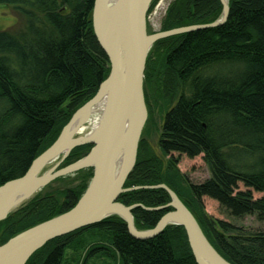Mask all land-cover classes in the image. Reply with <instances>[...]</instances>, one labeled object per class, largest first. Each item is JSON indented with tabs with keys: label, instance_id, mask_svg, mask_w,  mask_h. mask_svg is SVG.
<instances>
[{
	"label": "trees",
	"instance_id": "trees-1",
	"mask_svg": "<svg viewBox=\"0 0 264 264\" xmlns=\"http://www.w3.org/2000/svg\"><path fill=\"white\" fill-rule=\"evenodd\" d=\"M93 2L0 0L24 20L19 31L0 30V186L25 173L107 77L109 60L92 27ZM228 6L223 24L160 39L149 51L144 99L147 111L151 104L164 111L158 146L168 160L164 163L141 139L124 184L141 188L122 193L118 201L140 204L132 210L134 225L151 229L167 211L154 208L170 197L162 188L144 187L165 184L228 262L264 264V231L214 219L202 203L207 196L233 217L254 214L264 221V0H228ZM221 12L220 0H171L160 31L210 23ZM91 146L72 149L62 167ZM173 153L202 155L209 178L191 183ZM92 171L74 173L75 184L40 191L0 221V244L70 210ZM253 191L263 195L254 198ZM88 263L197 264L183 227L169 225L153 238L136 239L118 216L56 237L26 262Z\"/></svg>",
	"mask_w": 264,
	"mask_h": 264
},
{
	"label": "water",
	"instance_id": "water-1",
	"mask_svg": "<svg viewBox=\"0 0 264 264\" xmlns=\"http://www.w3.org/2000/svg\"><path fill=\"white\" fill-rule=\"evenodd\" d=\"M152 1L94 0L92 27L109 60L108 75L100 82L96 94L73 113L56 140L32 160L25 173L0 186V221L56 178L87 168H92V176L70 210L29 227L0 244V264H26L48 241L111 216L122 218L129 234L136 239L153 238L169 225L181 226L197 264H231L211 245L192 212L167 185L144 187L162 188L170 197L167 204L154 208L167 211L151 229L139 230L134 225L132 210L140 204L126 206L118 201L122 193L141 188H125L124 184L136 163L138 145L148 117L144 72L153 44L170 36L221 25L229 12L228 0H220L221 16L213 22L148 33L147 12ZM101 99H105V106L98 127L90 135L78 134L81 124L73 126L75 119L86 114ZM85 144L92 145L85 156L58 168L72 149ZM54 162L52 168L45 170Z\"/></svg>",
	"mask_w": 264,
	"mask_h": 264
},
{
	"label": "rangeland",
	"instance_id": "rangeland-1",
	"mask_svg": "<svg viewBox=\"0 0 264 264\" xmlns=\"http://www.w3.org/2000/svg\"><path fill=\"white\" fill-rule=\"evenodd\" d=\"M170 2L171 0H156L153 8L147 15L148 33L160 31L161 21ZM23 24L24 20L20 16H18V14H16V12L13 10V7L0 5V30H11L13 32L19 31L23 28ZM158 105L153 106V104H151V110L147 111L148 117L142 131L141 139H144L149 144L151 151L158 155L160 159L164 163H166L168 157L164 156L161 153L158 146L160 128L164 116V111H162L161 107H159ZM90 128V125H86L83 130L80 129L78 134L86 135L90 131ZM172 155L174 157L180 158L177 164L178 168L182 173L188 176L191 183L198 184L209 178L210 172L207 165L202 159V155H198L193 158H189L184 154L179 155L177 153H173ZM63 161L59 164L58 168L62 167ZM54 165L55 162L51 163L45 168V170L52 168ZM69 184H75L74 174L56 178L41 191L50 192ZM239 188L243 189V186L240 184ZM262 195L263 194L260 192L253 191L254 198L261 197ZM28 201H26L25 203H27ZM25 203H23L22 205H24ZM202 203L204 205L205 213L214 219L226 221L228 223L242 227L250 232L264 231V221L258 220L256 215L254 214L246 215L241 218L233 217L228 212H226L217 201L207 196L202 197ZM70 254L72 255V253L68 252V256H70ZM101 261L104 262V260ZM101 261L98 260V263H103Z\"/></svg>",
	"mask_w": 264,
	"mask_h": 264
},
{
	"label": "bare ground",
	"instance_id": "bare-ground-1",
	"mask_svg": "<svg viewBox=\"0 0 264 264\" xmlns=\"http://www.w3.org/2000/svg\"><path fill=\"white\" fill-rule=\"evenodd\" d=\"M104 106L105 99L97 101L95 104L92 105V107L86 114H84L83 116H79L75 119L73 126L81 124L80 129L83 130L86 125H90V131L86 135L92 134L99 125L101 116L103 114Z\"/></svg>",
	"mask_w": 264,
	"mask_h": 264
}]
</instances>
